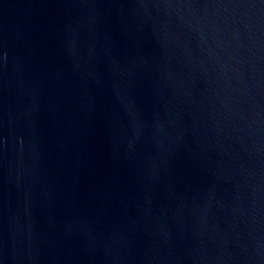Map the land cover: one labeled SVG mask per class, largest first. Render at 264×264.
Masks as SVG:
<instances>
[{"label": "water", "instance_id": "obj_1", "mask_svg": "<svg viewBox=\"0 0 264 264\" xmlns=\"http://www.w3.org/2000/svg\"><path fill=\"white\" fill-rule=\"evenodd\" d=\"M264 0H0V264H259Z\"/></svg>", "mask_w": 264, "mask_h": 264}]
</instances>
